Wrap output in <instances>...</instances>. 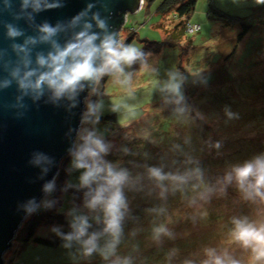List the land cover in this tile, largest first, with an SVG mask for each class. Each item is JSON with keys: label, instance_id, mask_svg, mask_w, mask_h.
Instances as JSON below:
<instances>
[{"label": "rangeland", "instance_id": "374dc122", "mask_svg": "<svg viewBox=\"0 0 264 264\" xmlns=\"http://www.w3.org/2000/svg\"><path fill=\"white\" fill-rule=\"evenodd\" d=\"M163 1L142 0L128 15L119 45L85 100L76 150L60 167L67 186L104 181L108 192L85 205L67 192L59 201L51 196L55 179L31 214L37 217L47 202L60 204L52 212L59 217L39 235L62 236L61 242L22 243L17 234L30 214L5 264H264L255 242L237 239L239 226L264 229V184L258 183L264 165V0H197L189 19L201 27L196 34L180 31L174 13L162 15ZM152 42L159 50L146 52L137 65ZM114 114L116 120L98 119ZM206 130L217 139L206 151L217 158L204 170L210 159L202 157ZM82 139L88 145L79 150ZM189 156L198 164L194 172ZM247 165L253 172L241 178L238 170ZM115 176L122 179L109 183ZM202 180L206 186L197 190ZM191 181L194 189L183 198ZM117 192V226L109 235L92 234L91 227L112 219L108 205ZM13 251H21L14 262Z\"/></svg>", "mask_w": 264, "mask_h": 264}, {"label": "water", "instance_id": "95a60500", "mask_svg": "<svg viewBox=\"0 0 264 264\" xmlns=\"http://www.w3.org/2000/svg\"><path fill=\"white\" fill-rule=\"evenodd\" d=\"M142 0H0V264L76 150L85 100ZM89 72L72 80L79 67Z\"/></svg>", "mask_w": 264, "mask_h": 264}, {"label": "trees", "instance_id": "16d2710c", "mask_svg": "<svg viewBox=\"0 0 264 264\" xmlns=\"http://www.w3.org/2000/svg\"><path fill=\"white\" fill-rule=\"evenodd\" d=\"M196 5H197V0H164L161 3V5L159 6V11L161 12L162 15H166V16L174 13L182 21L178 24L179 26H176L177 28L180 29V31L181 30H185V31L187 30L189 33L196 34L201 30L200 25L192 24L189 21L191 14L195 11ZM193 26H199L200 29L198 31L190 32L189 29L192 28ZM180 31L177 30V32H180ZM128 43H129V40L127 41L126 45ZM152 44H154V43L152 42ZM157 44H159V43H157ZM147 48H148V50H147ZM151 50L152 51H158L159 47L156 45L154 47L152 45H149V46L147 45L146 49L138 55V58L136 59L137 65H139V62L141 61L142 57L146 54V52L147 53L151 52ZM122 53H123V51H121L116 56V58L114 59V62L112 63V67L114 65H117L118 61L121 60ZM111 71H112V68L106 72L107 77L106 76L104 77L103 83H104L106 78H109V75H110L109 73ZM103 83L101 85H103ZM97 99H98V96L95 97L93 102L91 103L90 109L88 110V113H89L88 119L92 117L93 106H94V103ZM116 118H117V115L114 114V115H109V116H101L98 119H99L100 123L102 124V123H105L111 119L116 120ZM203 132H205L206 135L201 136V141H202V143H201L202 147L201 148L202 149L205 148V152L202 153V157L205 155H208L210 157V159H204V161H203V164H205V162H206V166L203 165L204 170H206L208 168L209 162L212 161L214 158H217L214 155V152H208V151H206V148L208 145H210L211 142H213L217 139L214 136L208 134L209 130H206ZM87 141H88V139L87 140L82 139V141L79 143L78 149L82 150L83 148H85L84 145L85 146L88 145ZM223 145H227V144H223ZM197 152H198V150H196L195 153L197 154ZM189 158L191 159V164L189 165V168H190L189 170L194 172L197 169V165H198L197 161L195 162L192 156H189ZM198 159H199V157L197 158V160ZM198 169H202V166H200ZM202 179H204V177ZM66 181H67L66 171H65V169H63L62 171H60L59 175L57 176L56 182H55L54 187L51 191V196L53 199H59V201H62L65 197L61 199V196H63V194L65 192H67L68 194L71 195L72 199L75 202L79 203V205H85L88 201L98 200L101 196H103V193H106V191L108 192V189H107L108 183L106 184V182H104V181L92 183V184L87 185L83 188H71V187L67 186ZM206 181L207 180H204L202 182L203 185H197V190H203L202 188H204L206 186ZM193 183H194V181L189 182V188H188V185L185 186V188H184L185 190H183L185 194L182 195L183 198H186L188 195H191V194H189V192L193 191L192 189H194L195 185ZM59 206H60V204L55 205L54 203L52 204V206H50V205H48V202H47L40 209L41 212L37 217H33L32 216L33 213H32L30 215V217L32 216L33 219L28 220L27 221L28 224L25 227L23 226L17 234V237L19 238V234L21 233L22 243L26 244L30 240H33L37 244H44V245L50 246V247L57 246L61 242L62 236H60L61 238H59V239H49L46 237H42L39 234L41 232L47 231V228L50 227V224L55 222L54 220H56L57 217H59V216H57V214H55V216H54V214H52V212H55L56 208H58ZM110 221L95 225V226L91 227L90 231H92V234H95L97 236L109 235L113 229V228L109 227ZM21 251H20V253H21ZM20 253H19L18 257H20ZM15 261H17V259ZM15 264H19L18 261Z\"/></svg>", "mask_w": 264, "mask_h": 264}, {"label": "clouds", "instance_id": "9594fccd", "mask_svg": "<svg viewBox=\"0 0 264 264\" xmlns=\"http://www.w3.org/2000/svg\"><path fill=\"white\" fill-rule=\"evenodd\" d=\"M134 53V50H132V53L128 54V59H132V54ZM89 72V65L85 64L77 70L75 75L72 77V80H69L68 83H72L73 80H75L77 77H80L82 75H85ZM97 146L100 148L101 151H103V146L99 144V141L95 142ZM84 154H89L92 156H96L97 153L92 151L91 149H86ZM80 167H86L87 165L81 163L79 165ZM95 171H99V169H96ZM253 172V168L251 165H247L246 167L238 170V175L241 178H244L251 174ZM156 175H159V173H155ZM93 175V171H89L87 175L85 176V180L88 179V177H91ZM122 179L120 176H115L112 178V180L109 181V183H119V181ZM258 183L264 184V165H261L259 168V175H258ZM121 204V197L119 192H117L111 199L108 210L109 213L112 215V220L109 223L110 228H115L117 226V220H118V212H119V205ZM83 229H81V232ZM237 239L242 240L246 245L250 242H255L256 245L259 247L258 257L264 256V229H261L257 231L254 228L251 227H244L239 226L238 232H237ZM219 264V262H217Z\"/></svg>", "mask_w": 264, "mask_h": 264}, {"label": "bare ground", "instance_id": "6f19581e", "mask_svg": "<svg viewBox=\"0 0 264 264\" xmlns=\"http://www.w3.org/2000/svg\"><path fill=\"white\" fill-rule=\"evenodd\" d=\"M13 253H14V251H13ZM20 253V252H19ZM19 253L18 252H15L11 257H12V261L14 262L16 259H17V257H18V255H19ZM15 254H17V256L16 257H14V255Z\"/></svg>", "mask_w": 264, "mask_h": 264}, {"label": "built area", "instance_id": "2783aa9c", "mask_svg": "<svg viewBox=\"0 0 264 264\" xmlns=\"http://www.w3.org/2000/svg\"><path fill=\"white\" fill-rule=\"evenodd\" d=\"M190 29H194V30H191ZM189 31L192 32V31H198L200 29L199 26H193L192 28H190Z\"/></svg>", "mask_w": 264, "mask_h": 264}]
</instances>
